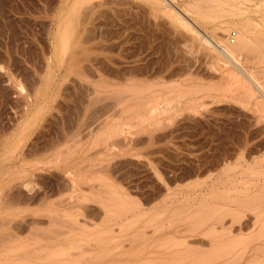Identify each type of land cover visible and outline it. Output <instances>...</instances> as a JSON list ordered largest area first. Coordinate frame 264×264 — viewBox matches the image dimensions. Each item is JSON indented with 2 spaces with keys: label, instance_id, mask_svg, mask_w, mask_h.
I'll return each mask as SVG.
<instances>
[{
  "label": "rangeland",
  "instance_id": "rangeland-1",
  "mask_svg": "<svg viewBox=\"0 0 264 264\" xmlns=\"http://www.w3.org/2000/svg\"><path fill=\"white\" fill-rule=\"evenodd\" d=\"M117 1L106 0L90 11L94 18L90 27H94L95 36L82 43L86 47L83 59V56L70 53L73 39L68 37L65 43L61 37L62 31L71 27L68 24L76 22V18L71 21L72 13L77 10L72 19L81 13L82 7L76 0H0V217L4 218V214L11 217V220L4 219L8 222L0 218V229L6 232L0 236V264L25 257L47 262L49 259L42 256L43 253L39 256L38 251H48L39 249L42 243L56 248L63 246L60 241L65 243L69 239H77L83 249L96 247L103 252L98 261L89 257L85 264H140L141 260L144 264H147L146 260L148 264H161L162 258L168 261L173 258L177 260L176 264L189 263L200 252L184 260L181 252L185 245L175 246L169 238L174 236L181 240L186 237L206 253L210 245H202V241L210 239L206 235L209 223L194 228L196 224L191 226L189 222L199 220L193 214L196 209L197 213L204 215L208 208L218 205H223L221 213L229 210L225 213L226 220L236 213L226 221L227 227H238L230 237H244L259 228L255 214L264 211V93L257 85H264V0H121L126 4ZM120 6L123 15L121 10L115 13ZM104 7L109 8H105V14L102 12ZM106 14L110 17L107 18ZM175 15L195 21L202 30L229 44L238 41L240 28L247 25V36L243 40L246 39L244 43L248 48L236 49L241 64L234 67L230 57L217 51L220 42H217L218 47L202 43L199 35ZM232 31L236 32L233 40ZM130 64L137 66L132 68ZM126 66H130L127 71ZM81 68L85 75L78 74ZM228 68L240 76L235 73L238 78L234 77ZM248 70L260 81L250 80ZM240 78L246 80L245 84L250 81L248 84L254 86L249 85V89L248 84L234 81ZM98 79L111 86L105 87ZM137 85L149 89L139 87L138 91L140 88L144 91L141 93L140 89L137 93ZM125 87L133 95L129 96ZM112 91L114 94L123 91L118 95L128 97L122 99L124 106L122 101H117L119 96L114 98L117 94L113 95ZM91 93H98L99 99L95 96V101L90 102ZM140 96L146 99L141 100ZM154 99L161 106L158 109H163L152 116L149 108ZM81 128L83 132H80ZM72 135H76L75 139ZM102 137L104 141L100 140ZM58 152L61 153L58 155ZM201 154L203 156H199ZM99 186L106 188L102 192L107 191L110 196L112 191V197L117 195L116 200L121 202L114 197L113 201L104 198L105 192L101 195ZM92 189L98 190H95L97 194ZM253 189L261 193L259 200ZM107 192L105 197L109 194ZM251 192L256 193L253 196ZM82 193L85 197L81 196ZM98 193L103 197L98 198ZM223 195L230 198L225 199ZM235 195L236 199L250 196L252 199L256 197L257 201L248 199L242 202L241 198V201L232 203L236 201L232 198ZM48 216L56 217L57 222L52 217L51 224ZM69 219L79 221L80 224H76L79 229L68 223ZM17 220L25 223L22 226L14 224ZM58 221H66L72 228ZM52 227V231L66 228L60 232H71L58 235V230L50 231ZM40 229L39 234L56 233L57 238L51 237L52 234L47 236L48 239L36 235ZM99 230H104L102 241L105 242L93 245L85 240ZM10 231L15 237L9 235ZM59 236H63L61 240ZM192 238L201 239L193 241ZM7 239L12 242L7 243ZM30 240L32 244L28 242ZM57 241L60 244L55 245ZM162 243L165 245H160ZM262 245L264 239L248 244L250 255L247 258ZM238 246L245 245L242 242ZM4 247L8 248L7 251ZM77 250L72 249L73 252ZM257 253L262 254L258 250Z\"/></svg>",
  "mask_w": 264,
  "mask_h": 264
},
{
  "label": "bare ground",
  "instance_id": "bare-ground-1",
  "mask_svg": "<svg viewBox=\"0 0 264 264\" xmlns=\"http://www.w3.org/2000/svg\"><path fill=\"white\" fill-rule=\"evenodd\" d=\"M47 1V0H46ZM78 3H80V7H82V9H81V13H79V14H77L75 17H74V19H72L73 17V15H74V13L77 11V10H75L74 11V13H72V16H70L71 17V21L72 20H74L75 21V18H76V22L75 23H73V24H68L69 26H71V27H66L63 31H62V33H61V37H62V39L64 40V42L66 43L67 42V38L68 37H70V38H72L73 39V42H72V46H71V51H70V53L72 54V55H80L81 57L83 56V53H85V49H86V47L82 44V43H84V42H86V41H88L91 37H94L95 35H94V32H93V28H91L90 26H93V19L94 18H92V13H90V11L93 9V8H95L97 5H101L102 3H104V2H106V0H76ZM109 1H111V0H109ZM115 1V0H114ZM121 1V0H120ZM128 1V0H127ZM117 2H119V0L117 1ZM116 2V3H117ZM121 2H123V1H121ZM121 2H120V4H121ZM124 2H126V1H124ZM123 2V4H126V3H124ZM153 2V1H152ZM52 3V2H51ZM108 3V2H107ZM171 3V2H170ZM169 4V3H168ZM41 5V4H40ZM40 5H38V6H40ZM110 5H112V4H110ZM48 6H50V5H48ZM57 6V5H56ZM59 6V5H58ZM78 6H79V4H78ZM116 5L114 4L112 7L114 8ZM118 7V6H117ZM116 7V8H117ZM121 7V6H120ZM40 8H42V7H40ZM105 8H107L106 10H108L109 8L108 7H104V8H102V9H104V10H102V12L104 13V11H105ZM126 7H124V9H125ZM129 8V7H128ZM49 9V8H48ZM118 9V8H117ZM115 10V13L118 11V13L120 12L119 10H121L122 9V7L121 8H119L118 10ZM127 9V8H126ZM125 9V10H126ZM47 10V9H46ZM97 10V9H96ZM100 10V9H99ZM129 10V9H128ZM42 11H43V9H42ZM79 12V11H78ZM121 12H122V10H121ZM127 12V11H126ZM49 13V12H48ZM51 13V12H50ZM63 13V12H62ZM100 13H101V11H100ZM99 13V14H100ZM107 13H108V11H107ZM114 13V14H115ZM178 13V12H177ZM176 13V14H177ZM81 14V15H80ZM98 14V13H97ZM98 14V15H99ZM105 14V13H104ZM117 14V13H116ZM124 13L122 12L121 13V15H123ZM175 14V13H174ZM44 15V14H43ZM96 15V14H95ZM97 15V16H98ZM108 15H110V13L108 14ZM178 15H179V13H178ZM97 16H93V17H96L97 18ZM100 16V15H99ZM106 16H107V14H106ZM118 16V15H117ZM176 16V15H175ZM4 17V16H3ZM51 17V16H50ZM68 17V16H67ZM70 17H69V19H70ZM108 17H110V16H107V18ZM177 17V16H176ZM179 20H182V21H184V23L186 24V25H188V27L190 28V29H192V30H194L196 33H197V35H199V37H200V40L202 41V43H206V44H209V45H211V46H213V47H218V45H217V42L219 43L220 42V44L221 45H219L220 47H218V48H216L217 49V51L219 50L221 53L223 52L224 53V55L226 54L228 57H230L229 59H231L230 61H232V63L233 64H235L234 65V67L237 65H240L241 64V56H240V54H239V56H238V54L236 53V52H238V51H236V49L238 50V49H241L243 46L244 47H247L248 45H247V43H246V45H245V41H246V39H244L243 40V38H245L247 35L245 34V32L248 30V28H247V25H246V27H244V24H243V26H242V28H240V33L237 35L238 36V39L236 38V40H238V41H234V43L232 42V44L230 43H227V42H224V40L223 39H221L220 41L219 40H217L216 38H218L217 36H216V38L213 36L214 34H212L211 32H209V31H206V30H202L201 29V27H199V25L195 22V21H193V20H189V19H185V20H183V18L184 17H182V16H178L177 17ZM101 19V18H100ZM126 19V18H125ZM124 19V20H125ZM128 19H130V18H127V20ZM54 20V19H53ZM68 20V19H67ZM39 20H37V22H38ZM52 21V20H51ZM70 21V22H71ZM100 22H102L101 20H99ZM104 21V20H103ZM106 21V20H105ZM108 21V20H107ZM106 21V22H107ZM112 21V20H111ZM73 22V21H72ZM96 23H97V25H98V21L96 20L95 21ZM105 22V24H107ZM110 22V21H109ZM9 23H11L10 21H9ZM43 23V22H42ZM53 23V22H52ZM57 23V22H56ZM60 23V22H59ZM58 23V24H59ZM65 23V22H64ZM103 24H104V22H102ZM66 24V23H65ZM91 24V25H90ZM101 24V23H100ZM119 24V23H118ZM15 25V24H14ZM13 25V26H14ZM47 25V24H46ZM46 25H45V27H46ZM96 25V24H95ZM129 25V24H128ZM56 26H57V24H56ZM67 26V25H66ZM126 26H127V24H126ZM95 27H97V26H95ZM99 27V26H98ZM109 27V26H108ZM121 27H123V26H121ZM125 27V26H124ZM92 29V30H91ZM97 29H99V28H97ZM104 29V28H103ZM106 29V28H105ZM104 29V30H105ZM223 29H226V28H223ZM103 30V31H104ZM107 30H110L109 28L107 29ZM125 30V29H124ZM56 31V30H55ZM93 33H92V32ZM99 31V30H98ZM97 31V32H98ZM110 32V31H109ZM109 32H105V34H109ZM118 33V32H117ZM54 35V34H53ZM93 35V36H92ZM97 35V34H96ZM103 34H101V36H102ZM105 36V35H104ZM107 36V35H106ZM116 36V35H115ZM126 36V35H125ZM6 37V36H5ZM54 37V36H53ZM110 37H113V35H111ZM118 37H121V36H118ZM124 37V36H123ZM127 37V36H126ZM114 38V37H113ZM249 38V37H248ZM95 39V38H94ZM103 39V38H102ZM101 39V40H102ZM125 39V38H124ZM218 39H220V38H218ZM53 40V39H52ZM99 40V39H98ZM101 40H99L98 42H102ZM106 40V39H105ZM108 40V39H107ZM123 40V39H122ZM122 40H121V42H122ZM127 40V39H126ZM112 41V40H111ZM10 42V41H9ZM64 42H62V43H64ZM107 42V41H106ZM110 42V41H109ZM228 42H230V41H228ZM96 43H97V41H96ZM103 43H105L104 42V40H103ZM110 43H112V42H110ZM113 43H114V41H113ZM14 44H16V43H14ZM53 45H54V43H52ZM101 44V43H100ZM103 45H105L106 46V44H103ZM108 45V44H107ZM111 45V44H110ZM15 46V45H14ZM114 46V45H113ZM124 46V45H123ZM117 47V46H116ZM241 47V48H240ZM21 48V47H20ZM100 48V47H99ZM248 48V47H247ZM32 49V48H31ZM64 50H66V47H65V49ZM68 50V49H67ZM12 51V50H11ZM20 51V50H19ZM54 51V50H53ZM63 51V50H62ZM216 51V52H217ZM14 52V51H13ZM20 52H22V50L20 51ZM15 53V52H14ZM98 54V53H97ZM97 54H95L96 56H97ZM12 55V54H11ZM14 55V54H13ZM95 55H93V56H95ZM126 55V54H125ZM223 55V54H222ZM7 56V55H6ZM16 56V55H15ZM79 56V57H80ZM89 56H92V55H90L89 54ZM89 56H87V57H85L86 59L89 57ZM129 57V56H128ZM227 57V58H228ZM83 59H84V56L82 57ZM101 58V57H100ZM7 59V58H6ZM14 59V58H13ZM91 59V58H90ZM94 59V58H93ZM103 59V58H102ZM77 60V59H76ZM79 60V59H78ZM92 60V59H91ZM113 60V59H112ZM133 60V59H132ZM99 61V60H98ZM115 61V60H114ZM125 61V60H124ZM93 62H95V61H93ZM96 62H97V60H96ZM103 62V61H102ZM118 62V61H117ZM129 62V61H128ZM107 62H104V64H106ZM231 63V65H233ZM96 65H100V64H97V63H95ZM103 64V65H104ZM119 64H121V63H119ZM86 65H88V63L86 64ZM85 65V67H87V68H89L88 66H86ZM103 65L101 66V67H103ZM136 65V64H135ZM134 65V66H135ZM90 67H91V65H89ZM109 66V65H108ZM120 66V65H119ZM124 66V65H123ZM130 66L132 67V65L130 64ZM130 66H128V68H127V66H126V69H125V71H127V70H129V68H130ZM134 66L132 67V68H134ZM137 66V65H136ZM243 66H245V65H243ZM242 66V67H243ZM93 67V66H92ZM99 67V66H98ZM104 67H105V65H104ZM110 67H112V66H110ZM121 67H122V65H121ZM231 67V66H230ZM241 66H239V68H240ZM76 68H78V70H79V67H76ZM120 68V67H119ZM238 68V67H237ZM238 68V69H239ZM244 68V67H243ZM248 68V67H247ZM73 69V68H72ZM89 69H91V68H89ZM94 69V68H93ZM102 69V68H101ZM121 69H124V68H121ZM229 69V68H228ZM232 68H230L229 70L230 71H232L233 72V70H231ZM246 69V68H245ZM77 70V71H78ZM92 70V69H91ZM108 70V69H107ZM112 70V69H111ZM247 70V69H246ZM246 70H243V72L244 71H246ZM113 71H116V70H113ZM123 71L124 70H122V73H123ZM124 71V72H125ZM242 71V70H241ZM249 71V70H248ZM79 72V71H78ZM77 72V73H78ZM83 72L85 73V70H83ZM82 72V68H81V72H79L78 74H81V73H83ZM87 72V71H86ZM93 72H95V71H93ZM111 72V71H110ZM232 72H230V73H232ZM243 72H241L242 74H245L246 75V73H243ZM83 73V74H84ZM235 73L237 74L238 72H236L235 70H234V72H233V75H235ZM127 74V73H126ZM239 74V73H238ZM85 75V74H84ZM229 77H231V76H233L232 74H227ZM231 75V76H230ZM248 75H250V80H252V81H254L255 83H256V81H260V79H258L257 77H256V75H254V73L250 70L249 72H248ZM120 76V75H119ZM238 76H240V74L238 75ZM228 77V78H229ZM234 77H237V75H235ZM247 77V76H246ZM126 78H127V76H126ZM238 78V77H237ZM243 78V77H242ZM242 78H240V79H238V80H234V81H238V82H236L237 84H240L239 82H242L243 84H245V82H246V80H243ZM249 78V77H248ZM35 79V78H34ZM232 79V78H231ZM234 79V78H233ZM236 79V78H235ZM244 79H245V77H244ZM247 79V78H246ZM258 79V80H257ZM39 80V78L37 79V80H35V81H38ZM99 81L100 80H102V82L105 84V82L104 81H106L105 80V78H104V81H103V79H98ZM124 80V79H123ZM97 81V80H96ZM99 81L97 82V83H99ZM115 81V80H114ZM248 81V80H247ZM107 82V81H106ZM135 82V81H134ZM250 82V81H249ZM248 82V83H249ZM34 83V82H33ZM92 83H94V82H92ZM130 83V82H129ZM241 83V85H243ZM248 83H246L245 85H247ZM254 83V84H255ZM102 84V83H101ZM104 84H102L103 86H104ZM259 84V83H258ZM106 85V84H105ZM107 85L109 86L110 84H108L107 83ZM105 86V87H108V86ZM114 84H112V86H113ZM117 85H120V84H117ZM126 85V84H125ZM134 87H136V84L134 83ZM147 85H149V84H147ZM146 85V86H147ZM249 85H250V87H251V85L252 86H254L253 84H248L247 85V87L249 88V89H251L250 87H249ZM256 85V84H255ZM97 86H99V85H97ZM102 86V87H103ZM111 86V85H110ZM127 86H128V84H127ZM130 86V85H129ZM143 86V85H142ZM101 87V86H100ZM123 88H124V86H122ZM131 87H132V84H131ZM139 87H141V86H139V85H137V93H139V91H140V89L142 88V89H149V88H143V87H141L140 89H139V91H138V88ZM257 87H259L260 88V90H262V93H264L263 92V90H264V85H262V84H260L259 86L257 85ZM126 88V87H125ZM120 89V88H119ZM122 89V88H121ZM121 89H120V91H121ZM128 89V87L126 88V90ZM141 89V90H142ZM253 89V88H252ZM256 89V88H255ZM254 89V90H255ZM125 90V89H124ZM126 90H125V92H126ZM131 90V89H130ZM135 90V89H134ZM89 91H91V90H89ZM117 91V90H116ZM119 91V95H121V94H123L122 92H120ZM133 91V89L131 90V92ZM144 90H142L141 91V93L143 92ZM251 91H253V90H251ZM256 91L257 90H255V93H256ZM31 92V91H30ZM96 92H97V90H96ZM99 92V91H98ZM110 92V91H109ZM113 92V91H112ZM115 92V91H114ZM114 92H113V95H116L117 93H115L114 94ZM134 92V91H133ZM254 92V91H253ZM252 92V93H253ZM94 93V92H93ZM127 93H129L128 92V90H127ZM137 93H135L134 92V94H137ZM96 95H93L92 93H91V96H92V99H90L89 98V101L91 100L92 102H94L93 101V98L96 96L97 97V95H99L98 93H95ZM116 95V97H114L115 99L117 98V96H119V95ZM126 94V93H125ZM132 94V93H131ZM130 93H129V96L131 95ZM149 94V93H148ZM151 94H152V92H151ZM133 95V94H132ZM264 95V94H263ZM17 96V95H16ZM22 96V95H21ZM27 96V95H26ZM32 96V95H31ZM100 96V95H99ZM23 97V96H22ZM121 97V98H120ZM127 96H125V95H122V96H119V98H117V101H122V99H124V98H126ZM142 97V99L141 100H143V96H140L139 97V99ZM148 97V96H147ZM150 97V96H149ZM151 97H152V95H151ZM155 96L153 95V97L152 98H154ZM50 98V97H49ZM130 98V97H129ZM155 98H157V97H155ZM24 98H22V100H23ZM99 99V97H97V100ZM126 99H128V97L126 98ZM126 99H124V100H126ZM135 99H138V96H137V98H135ZM144 99H146V98H144ZM169 99V98H168ZM30 100V99H29ZM164 100V99H163ZM25 101V100H24ZM41 101V100H40ZM90 101V102H91ZM135 101V100H134ZM162 101V100H161ZM177 101V100H176ZM20 102V101H19ZM180 102V101H179ZM178 102V103H179ZM125 103V101H122V105ZM136 103H138L137 101H136ZM136 103H134V105L136 104ZM145 103V102H144ZM159 103H157V102H155V99H154V102L153 103H151L150 104V112H151V114H152V116H155V115H157L158 113H160L161 112V110L163 109H158V107H160L161 108V106H159L158 105ZM32 105V104H31ZM131 105V104H130ZM164 105H165V103H164ZM164 105H162V106H164ZM124 106V105H123ZM129 106V105H128ZM165 106H167V105H165ZM175 106V105H174ZM132 107H133V103H132ZM158 109V110H153V109ZM127 109H129V108H127ZM142 109V108H141ZM124 110V109H123ZM143 111H144V109H142ZM146 110V109H145ZM124 111H126V110H124ZM138 111H140V110H138ZM196 111V110H195ZM146 115V114H145ZM68 116H69V114H68ZM147 116V115H146ZM142 117V116H141ZM184 117V116H183ZM191 117V116H190ZM59 119H60V117H58ZM66 118V117H65ZM69 118V117H68ZM199 118V117H198ZM197 119V118H196ZM195 119V120H196ZM72 120V119H71ZM193 120V119H192ZM68 120H66V122H67ZM123 121V120H122ZM143 121V120H142ZM141 121V122H142ZM118 122V121H117ZM140 122V121H139ZM198 122H199V120H198ZM82 124V123H81ZM190 124V123H189ZM210 124V123H209ZM193 125V124H192ZM194 126V125H193ZM204 126H206V125H204ZM85 128H87L86 126H85ZM207 129V128H206ZM80 130V129H79ZM83 130H85V129H83ZM87 130H85V132H86ZM77 132V131H76ZM76 132H74V134H76ZM80 132H83L82 131V128H81V131ZM88 132V131H87ZM78 133V132H77ZM209 134V133H208ZM77 135V134H76ZM76 135H72L73 136V138L75 139V137L74 136H76ZM101 135V134H100ZM107 135V134H106ZM196 135V134H195ZM78 136V135H77ZM79 137V136H78ZM82 137H83V135H82ZM106 137V139H107V136H105ZM105 137H104V139H105ZM77 138V137H76ZM81 138V137H80ZM210 138V137H209ZM96 139V138H95ZM103 140V137L102 138H100V140ZM111 139V138H110ZM107 140H109V139H107ZM78 141V140H77ZM104 141V140H103ZM109 141H107V143H108ZM111 142V141H110ZM209 142V141H208ZM95 144V143H94ZM205 144V143H204ZM212 144V143H211ZM74 145V144H73ZM105 145H107V144H105ZM104 145V146H105ZM213 145V144H212ZM15 146V145H14ZM217 146V145H216ZM106 147L107 146H105V149H106ZM200 147H202V146H200ZM108 148V147H107ZM111 148V147H110ZM197 148V147H196ZM210 148V147H209ZM214 148V147H213ZM109 149V148H108ZM59 151V150H58ZM57 152V151H56ZM63 152V151H62ZM59 153H61V152H58V155H59ZM56 154V153H55ZM203 154V153H202ZM199 155V156H203V155ZM28 155V154H27ZM206 155V154H205ZM57 156V155H56ZM210 157H212V156H210ZM215 157H217V156H215ZM55 158V157H54ZM43 159V158H42ZM216 159V158H215ZM226 159V158H225ZM212 160V159H211ZM56 161V160H55ZM205 161V160H204ZM227 161V160H226ZM200 162V161H199ZM206 162V161H205ZM243 162V161H242ZM220 163H222V162H220ZM44 164V163H43ZM13 165V164H12ZM201 165V164H200ZM240 168V167H239ZM260 168V167H259ZM245 170V169H244ZM237 171V170H236ZM248 171V170H247ZM238 174V173H237ZM30 175V174H29ZM239 175V174H238ZM237 175V176H238ZM241 175V174H240ZM239 175V176H240ZM236 176V177H237ZM249 177V176H248ZM255 177V176H254ZM39 178V177H38ZM85 181V180H84ZM262 181V180H261ZM20 182V181H19ZM23 182V181H22ZM22 182H21V184H22ZM86 183H87V181H85ZM259 182V181H258ZM220 183V182H219ZM93 184V183H92ZM92 184L90 183L89 185H91L92 186ZM215 184V183H214ZM213 184V185H214ZM235 184V183H234ZM244 184V183H243ZM258 184V183H257ZM17 185V182H16V184H15V186ZM96 185H99V184H96ZM18 186H20V183L18 184ZM22 186V185H21ZM81 186V185H80ZM216 186H217V184H216ZM252 186V185H251ZM100 187V186H99ZM205 187V186H204ZM264 186H262V188H263ZM93 188V187H92ZM193 188V187H192ZM12 189V188H11ZM11 189H9V190H11ZM20 189H23V188H21L20 187ZM96 189H98V187L96 188ZM95 189V190H96ZM104 189V188H103ZM103 189H101V187H100V192H101V195H103L104 194V192H105V194H104V198H108V199H111V201H113V197H114V200H116V194H114L113 193V195H116V196H113L112 197V191H111V196H110V193L109 192H107V191H103L102 192V190ZM106 189V188H105ZM104 189V190H105ZM201 189V188H200ZM252 189V188H251ZM80 190V189H79ZM92 190H94V189H92ZM91 190V191H92ZM95 190H94V194H97V193H95ZM107 190V189H106ZM254 190V189H253ZM22 191H25L26 192V190L25 189H23ZM81 191V190H80ZM109 191V190H108ZM254 191H256V190H254ZM96 192H98V190H96ZM106 192H107V196L105 197V195H106ZM253 192V191H252ZM252 192H251V194H252ZM257 192V191H256ZM256 192H254L252 195L254 196L255 195V193ZM259 192V191H258ZM256 193V195L258 194V196L259 195H261V193ZM9 193V192H8ZM103 193V194H102ZM234 193H236V192H234ZM241 193V192H240ZM24 194H26V193H24ZM84 193H82V195L81 196H84L83 195ZM233 194V193H232ZM237 194V193H236ZM264 194V193H263ZM12 195H14V194H12ZM79 196V195H78ZM97 196V195H96ZM98 198H101V197H103V196H101L100 197V193H98ZM263 196V195H262ZM85 197V196H84ZM109 197H111V198H109ZM116 197V198H115ZM118 197H120V195L118 196ZM223 197H225V199H226V197H227V195H223ZM235 197V198H234ZM234 197H232L234 200H236V201H233L232 203H234V202H239V200L241 201L242 199V202L243 201H245V202H247V200L249 199V201L250 202H252V201H257V198H258V200L261 198V196H259V197H254L253 199H252V197H250V196H247V197H237V198H239V199H236V195L234 196ZM77 198H79V197H77ZM76 198V199H77ZM81 198H83V197H81ZM227 198H230V196H228ZM250 198H251V200H250ZM75 199V198H74ZM197 199V198H196ZM196 199H193V200H196ZM199 199H200V197H199ZM245 199V200H244ZM121 200H124L123 198L121 199ZM211 200V199H210ZM80 200H78V202H79ZM110 201V200H109ZM116 201H118V203L119 202H121L119 199H117ZM129 201H131V200H129ZM197 201V200H196ZM205 201V200H204ZM209 201V200H208ZM248 201V204L250 203ZM77 202V203H78ZM231 202V201H230ZM262 202L264 203V200H262ZM262 202H260V203H262ZM76 203V204H77ZM80 203V202H79ZM133 203V202H132ZM192 203H194V202H191V204ZM204 203H206V204H208L207 202H204ZM241 203V202H240ZM3 204V203H2ZM8 204V203H7ZM65 204V203H64ZM107 204V203H106ZM116 204V203H115ZM114 204V205H115ZM191 204H190V206H191ZM201 205L203 204L202 202L200 203ZM206 204H204L205 206H206ZM258 204H259V202H258ZM4 205H6V204H4ZM9 205V204H8ZM7 205V206H8ZM78 205V204H77ZM86 205V204H85ZM111 205H113V204H111ZM117 205H120V204H117ZM200 205V206H201ZM246 204H244L243 206H245ZM254 205H256V204H254ZM1 206V205H0ZM76 206V205H75ZM81 206H83V205H81ZM89 206V205H88ZM198 206H199V204H198ZM203 206V205H202ZM204 206V207H205ZM210 206V205H209ZM242 206V205H241ZM4 207V206H3ZM2 207V208H3ZM83 207H85V206H83ZM86 207H87V205H86ZM85 207V208H86ZM126 207V206H125ZM128 207V206H127ZM130 207V206H129ZM187 207H189L188 205H187ZM222 207H223V205H218V206H215L214 208L213 207H210V208H208V212H206V211H204V210H202L203 212H206V214H204L203 215V213L201 212L200 214L199 213H197V209L195 210V212L193 213L195 216H196V218L198 219L199 218V220L197 221V222H189V224L191 225V224H193V223H195L196 225H191V226H193L194 228H196V227H201V226H204L205 224H207V223H209V229H208V232L206 233V235L210 238L209 239V241H206V240H203L202 241V245H204L205 243H209V250L207 249V251H206V253H204L203 252V249H201L200 247L201 246H198L197 247V245H192L190 242H189V240L188 239H181V240H179L178 238L176 239L174 236L173 237H165V239H168L169 238V240L171 241V240H173V243H171V244H174L175 246L176 245H179V244H184L185 245V248L182 250V256L184 255L185 257L183 258L184 260L185 259H187V258H189L188 256L189 255H194V254H196L197 252H200L198 255H196L195 257V259L194 258H192V259H194V261L191 259V261H189V263L188 262H186L187 264H264V246L262 245V247H257V249L255 250V252L254 253H252L251 254V256L249 257V258H247V256H248V252H249V248H248V244H250L252 241H260V240H263L264 239V211L263 210H260V211H258L257 212V214H255L256 215V217H255V223H259V228H258V230L257 231H253L252 233H250V234H247L246 236H238V237H236V236H232V237H230L229 235H231L232 233H234V229H237L238 227L236 226V228H233V226H226V224L228 223V222H226L228 219H230L231 217H232V215L233 214H231V216L229 215V217H228V215H227V217H228V219L226 220L225 218V216H226V214L225 213H228L229 212V210H228V212L226 211H224V213H221L220 212V210L222 209ZM247 207H248V205H247ZM249 207H251L250 205H249ZM1 208V207H0ZM84 208V209H85ZM124 208V207H123ZM144 208V207H143ZM201 208V207H200ZM129 209V208H128ZM141 209V208H140ZM74 210V209H73ZM86 210V209H85ZM93 210V209H92ZM87 211V210H86ZM111 211V210H110ZM194 211V210H193ZM238 211V210H237ZM236 211V212H237ZM102 212H104V211H102ZM221 213V214H218V213ZM232 212H235V211H232ZM231 212V213H232ZM97 213V212H96ZM191 213V214H192ZM198 214V217H197V214ZM128 214V213H127ZM191 214H189V215H191ZM236 214V213H235ZM235 214L233 215V217L235 216ZM242 214V213H241ZM241 214H240V217L242 218V216H241ZM244 214H245V212H244ZM248 214V213H247ZM49 215V214H48ZM73 215V214H72ZM72 215H69V216H72ZM130 215V214H129ZM203 215V216H202ZM206 215V216H205ZM218 215V216H217ZM251 215V214H250ZM249 215V216H250ZM6 215L4 214V218H3V216L1 215V217L0 218H3V222L5 221V222H8V221H6V220H11L10 218H7V217H5ZM8 216V215H7ZM10 216V215H9ZM8 216V217H9ZM56 217H58L57 215H55ZM67 216H68V214H67ZM77 216V215H76ZM124 215H122V217H123ZM126 216V215H125ZM186 216H188V215H186ZM245 216V215H244ZM13 217V216H12ZM15 217V216H14ZM49 217V216H48ZM54 219L56 218V217H54V216H52ZM52 217L50 216L49 217V220H50V218L52 219ZM95 217V216H94ZM128 217V216H127ZM184 217V216H183ZM189 217V216H188ZM191 217V216H190ZM7 218V219H6ZM29 218V217H28ZM32 218V217H31ZM109 218V217H108ZM116 218V217H115ZM118 218V217H117ZM174 218V217H173ZM186 218V217H185ZM192 219L194 218V216L193 217H191ZM238 218H239V216H238ZM238 218H236L235 219V221H237V219ZM252 218V217H251ZM4 219H6V220H4ZM25 219V218H24ZM33 219V218H32ZM36 219V218H35ZM35 219H33V220H35ZM66 219V218H65ZM70 219H71V217H70ZM69 219V222L68 223H70L72 226L73 225H75V226H73V227H77L78 226V224H77V222H79V221H76V220H74V221H76V223H73L74 221H72V220H70ZM79 219V218H78ZM96 219V218H95ZM128 219H130V218H128ZM184 218H182V220H183ZM188 219V218H187ZM246 219H248V218H245V220ZM16 220V219H15ZM18 220H20V219H18ZM18 220H17V222H18ZM32 220V221H33ZM43 220V219H42ZM48 220V221H49ZM60 220V219H59ZM116 220V219H115ZM119 220V219H118ZM179 220H181V219H179ZM178 220V221H179ZM240 220V219H239ZM1 222V224H2V220H0ZM30 221V220H29ZM36 221V220H35ZM38 221H40V218H39V220ZM46 221V220H45ZM44 221V222H45ZM47 221V222H48ZM63 221V220H62ZM66 221H68V219H66ZM65 221V223L64 222H61V224H65L64 226H68L69 224H67V222ZM72 223H71V222ZM211 221V222H210ZM229 221V220H228ZM247 221V220H246ZM14 223V224H19L20 226H22L23 225V223H25V222H18V223ZM31 222V221H30ZM42 222V221H41ZM50 222H51V220H50ZM54 222H57V220L55 219V221ZM59 222V221H58ZM59 222V223H60ZM88 222V221H87ZM134 222V221H133ZM234 222V221H233ZM243 222H245V221H243ZM250 222L251 221H249L248 223L250 224ZM21 223V224H20ZM29 223V222H28ZM37 223V222H36ZM34 224L33 226H35V227H37L36 225L37 224ZM218 223H220V225L218 226L217 224ZM239 223L241 224L242 222H240L239 221ZM247 223V222H246ZM4 225H6V223H3ZM31 224V223H30ZM29 224V225H30ZM39 224H41L40 222H39ZM48 224H49V222H48ZM51 224H52V222H51ZM56 224V223H55ZM76 224H77V226H76ZM79 224H80V222H79ZM188 224V223H187ZM186 224V226L185 227H188V225ZM8 225V224H7ZM6 225V226H7ZM17 225H14V226H16L17 227ZM26 226H27V224H25ZM119 225H121V224H119ZM189 225V227L190 228H192L191 226ZM246 225H248V224H246ZM11 227V226H10ZM44 227V226H43ZM54 227V226H53ZM53 227L52 228H50V231H52L51 229H53ZM61 227V226H60ZM68 227H70V228H72L70 225L68 226ZM80 227H82L83 228V226H82V224H81V226ZM85 227V226H84ZM184 227V226H183ZM240 227V226H239ZM244 227H246V226H244ZM244 227H242L243 229H244ZM14 228V227H13ZM24 228V227H23ZM27 228H28V226H27ZM30 228H32V226L30 227ZM40 228H42V227H40ZM55 228H58V227H55ZM78 228V227H77ZM88 228V227H87ZM155 228V227H154ZM178 228H182V227H178ZM233 228V229H232ZM241 228V229H242ZM4 229V228H3ZM47 229H49V228H47ZM46 229V230H47ZM60 228H58V229H54L52 232H56V230H58L59 232H57V234L59 235V233H60V235L62 234L63 236L65 235L64 233H66V234H69L70 232L69 231H67L66 232V230L62 233V232H60V231H63L64 229H66V228H64L63 230H59ZM73 229H75V228H73ZM79 229V228H78ZM81 229V228H80ZM114 229H115V227H114ZM240 229V228H239ZM240 229V230H241ZM2 229H0V231H1ZM39 230V229H38ZM37 230V231H38ZM75 230H77V229H75ZM4 231V230H3ZM6 231H9V230H6ZM17 231V230H16ZM21 231H23V230H21ZM33 231V230H32ZM31 231V232H32ZM43 231V230H42ZM39 232H41V229H40V231H38V233H36V235H38L39 234ZM44 232H45V230H44ZM44 232H42V233H44ZM48 232V231H47ZM82 232V231H81ZM86 232V231H85ZM106 232H108V231H106ZM165 232H167V231H165ZM1 233H3L2 231L0 232V236H2V235H4L6 232H4L3 234H1ZM7 233H9V232H7ZM33 233H34V231H33ZM46 233V232H45ZM73 233V232H72ZM103 233H105L104 232V230H99V231H97L96 233H94L93 235H91V236H89V238H86L85 240H88L87 242H91L93 245L94 244H100V243H103V241L105 242V240H103L102 241V234ZM12 234V232L10 231V233H9V235H11ZM26 234V233H25ZM41 234V233H40ZM39 234V235H40ZM48 234V235H47ZM46 235H44V234H41V235H44V236H46V238H47V236L48 237H50L49 236V234H50V232L49 233H47ZM52 234V233H51ZM50 234V235H51ZM56 234V233H55ZM55 234H52V235H54V236H52L51 235V237H56L57 236V234L55 235ZM76 234H78V233H76ZM7 236H8V234H6ZM28 235H29V233H28ZM31 235V234H30ZM34 235V234H33ZM36 235H35V237H36ZM80 235V234H79ZM11 236H14V233H13V235H11ZM18 236V235H17ZM20 236V235H19ZM18 236V237H19ZM24 236V235H23ZM32 236V235H31ZM44 236H42V237H44ZM63 236H59L58 238L60 239V238H62ZM229 236V237H228ZM5 237V236H4ZM15 237V236H14ZM28 237V236H27ZM35 237H33L34 238V240H35ZM39 236H37L36 238H38ZM42 237H40V238H42ZM66 237V236H65ZM64 237V238H65ZM70 237V236H69ZM72 237H74V234H73V236ZM78 237V236H77ZM76 237V238H77ZM162 237V236H161ZM8 239H10L9 237H7ZM12 238V237H11ZM29 238V237H28ZM45 238V239H46ZM52 238V239H53ZM57 238V237H56ZM55 238V239H56ZM110 238V237H109ZM3 240H4V238H2ZM6 239V238H5ZM7 239V240H8ZM16 239H18V238H16ZM27 239V238H26ZM48 239V238H47ZM46 239V240H47ZM68 239V238H67ZM73 239H75V238H73ZM78 239H80V238H78ZM111 239V238H110ZM199 239H201V238H199ZM199 239L197 238V240H194L193 238H192V240L193 241H199ZM1 240V239H0ZM6 240V241H7ZM12 240V239H11ZM7 241V243L8 242H12V241ZM22 240V239H21ZM25 240V239H24ZM43 240V239H42ZM57 240V239H56ZM61 240V239H60ZM92 240V241H91ZM163 240V239H162ZM191 240V241H192ZM31 241L32 240H30V241H28V242H30V244H32L31 243ZM41 240H39V242H40ZM80 241H84L83 239H80ZM0 242H2V241H0ZM5 242V241H4ZM27 242V243H28ZM33 242V241H32ZM168 241H166V242H164L165 244L167 243ZM243 242V245H245V246H243V247H240V246H238L240 243H242ZM6 243V242H5ZM24 243V242H23ZM37 243V242H36ZM55 243V245H56V243H59V241H57V242H54ZM53 243V244H54ZM60 243H62L63 244V246H60V247H53V246H51V247H46V246H44V245H46V243L44 244V243H42L43 244V246H41L39 249L40 250H44V249H46V250H48V251H46V252H41V251H38L39 249H37L36 250V252L38 251V252H40L39 253V256H41L40 254H42V256H45L46 258H48L49 259V261H47V262H44V261H33V260H29L28 258H23L22 260H14V262L12 261H8V262H5V264H85V262H86V260L90 257V259H92V260H97V259H99L100 257H101V255H102V251L101 250H97V248L96 247H92V248H90L91 249V251H90V249H89V252H87L86 250H87V248H86V250H85V248L83 249L81 246H80V244H79V241H77V239L76 240H68L67 242H61L60 241ZM59 243V244H60ZM164 243H162V244H160V245H163ZM190 244V246H189V244ZM14 244H16V242L14 243ZM13 244V245H14ZM18 245H20V243H17ZM26 244V243H25ZM33 244H35V242L33 243ZM48 244V243H47ZM164 244V245H165ZM171 244H170V246H171ZM195 244V243H194ZM2 245H3V243H2ZM6 245V244H5ZM10 246L12 245V243L11 244H9ZM49 245V244H48ZM151 245V244H150ZM7 246H8V244H7ZM14 246H16V245H14ZM27 246H28V244H27ZM196 246V247H195ZM3 247V246H2ZM157 247V246H156ZM5 249H6V247H4ZM12 247H10V251H12V249H11ZM74 248H77L78 250L77 251H72V249H74ZM8 249V248H7ZM7 249H6V251H7ZM3 250V249H2ZM32 250V249H31ZM35 249H33V251H34ZM257 250L258 251H260V252H262V254H259V253H257ZM204 253V254H202V252ZM27 254H29V250H27ZM32 252V251H31ZM76 252V253H75ZM175 252V251H174ZM174 252L172 253V255H174ZM33 253V252H32ZM44 253H46V255L44 254ZM86 253H89V255H86ZM171 253H169V254H171ZM177 253H179V252H177ZM34 254H35V252H34ZM38 254V253H37ZM58 254H62L60 257L58 256ZM175 254H176V252H175ZM29 255H31V254H29ZM179 255H180V253H179ZM250 255V254H249ZM36 256V255H35ZM2 257V256H1ZM38 258V257H37ZM39 258H41V260H42V258H44V257H39ZM38 258V259H39ZM46 258H44V259H46ZM180 259H181V257H180ZM146 260V259H145ZM145 260H144V262H145ZM154 260V259H153ZM152 260V261H153ZM165 260H167L166 262H165ZM173 258H171V259H169V261H171L172 263L173 262H175V264L177 263L176 261L177 260H173ZM56 261V262H55ZM94 261V262H95ZM98 261V260H97ZM147 261V264H148V260H146ZM162 261H164L165 263H167L168 264V259H163L162 258V260H161V264H164V262H162ZM141 262L143 263V261L141 260ZM150 262V261H149ZM158 262V261H157ZM160 262V261H159ZM158 262V263H159ZM180 262V261H179ZM191 262V263H190ZM3 263V262H2ZM1 263V264H2ZM138 263H140V261L138 262ZM142 263H140V264H142ZM171 263V264H172ZM185 263V264H186ZM137 264V263H136ZM144 264V263H143ZM146 264V263H145ZM169 264H170V262H169Z\"/></svg>",
  "mask_w": 264,
  "mask_h": 264
},
{
  "label": "built area",
  "instance_id": "built-area-1",
  "mask_svg": "<svg viewBox=\"0 0 264 264\" xmlns=\"http://www.w3.org/2000/svg\"><path fill=\"white\" fill-rule=\"evenodd\" d=\"M235 35H236V32L235 31H232V33H231V39L232 40L235 38Z\"/></svg>",
  "mask_w": 264,
  "mask_h": 264
}]
</instances>
